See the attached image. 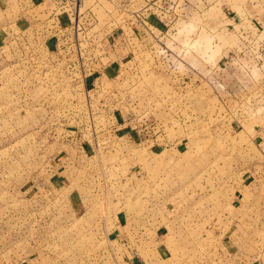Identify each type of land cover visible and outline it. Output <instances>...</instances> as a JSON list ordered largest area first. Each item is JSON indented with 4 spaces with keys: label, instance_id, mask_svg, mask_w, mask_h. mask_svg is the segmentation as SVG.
<instances>
[{
    "label": "rangeland",
    "instance_id": "374dc122",
    "mask_svg": "<svg viewBox=\"0 0 264 264\" xmlns=\"http://www.w3.org/2000/svg\"><path fill=\"white\" fill-rule=\"evenodd\" d=\"M84 1L76 30L0 0V264H264L263 49L226 17L244 0H151L136 37L130 5Z\"/></svg>",
    "mask_w": 264,
    "mask_h": 264
},
{
    "label": "crops",
    "instance_id": "0c3cea01",
    "mask_svg": "<svg viewBox=\"0 0 264 264\" xmlns=\"http://www.w3.org/2000/svg\"><path fill=\"white\" fill-rule=\"evenodd\" d=\"M132 1H133L132 7L136 8V9H138L140 5H144L146 3L145 0H132ZM140 1H141V3H140ZM216 3L217 2H215V4ZM114 5H116V4H114ZM116 6H118V5H116ZM240 6H241L240 14L238 13V10H235L233 12L232 10H230L228 8V11H227L228 13H227L226 17L231 22L230 25L232 24L233 26H235V24H237L238 22H241V20L243 19L242 15H241V13H242L243 16H247L249 18H252L251 20L256 19L258 23H261L260 25L264 26V0H244L243 2H241ZM29 8H31V9H36V8L39 9L40 8V10H38L36 12V14H37L36 16L40 17L42 15H45L47 18H51L52 21L54 22L52 15L55 11L56 4L54 3L53 0H31V6H29ZM47 8H49V9H47ZM82 9L84 10V12L82 13L83 21L84 22L88 21V24H92L93 23L92 20L94 21V16H93V13L91 12V9L88 7L84 8V4H83ZM24 16L25 15L23 14L22 18ZM135 21H132L134 23V30L132 29L131 33H133V34H135V33L137 34V31H139L138 30L139 29L138 23H140V21H138L137 19H135ZM16 22L19 23V22H21V20H19V18H18ZM140 25L142 26L141 23H140ZM66 33L67 32H64V35H67V36L64 37L63 40L66 41L65 43H67V41H68V43H70L71 41H73V38L69 37L68 33L67 34ZM136 34H135V37L137 36ZM70 45H66L65 47L69 48L68 46H70ZM109 48H111V47H109ZM106 52H107L106 54H110V51H106ZM113 52H115L114 48H113ZM114 61L116 62V60H114ZM114 67H115V65H114ZM108 68L109 67H106V69L103 71L97 70L98 72L99 71L101 72V76H100L101 80L103 79L104 76L105 77L107 76V74H105V73H107ZM92 73H94V72H92ZM108 77L109 76H107V78ZM85 80L88 81V82H86V86L96 85L95 83L97 80H95L94 83H92V82H90L92 80V78L86 77V79L84 78V80H83L84 83H85ZM237 85H238V83H237ZM261 96H263V95H261Z\"/></svg>",
    "mask_w": 264,
    "mask_h": 264
},
{
    "label": "built area",
    "instance_id": "2783aa9c",
    "mask_svg": "<svg viewBox=\"0 0 264 264\" xmlns=\"http://www.w3.org/2000/svg\"><path fill=\"white\" fill-rule=\"evenodd\" d=\"M53 1H54V3L57 6V8L55 9V11H54V13L52 15L54 20L55 19H58V20L59 19L60 20L61 19H66L67 22H65V23L68 26H72L76 30H78V29L80 30V29L83 28L80 25V18H82V13L84 12V10L82 9L83 4H84V0H53ZM108 1L112 2L113 4L118 5V7H121L122 5L127 4V5H130L129 6L130 8H134V7H132V3H133L132 0H129L128 2H126L127 0H108ZM145 1H146V3L144 5H141L140 8H138V9L134 8L131 11L132 12L131 16L133 17V16L136 15L135 19L140 21V23L141 22L148 23L147 20H148L149 14H150V13H148V10H150V8H152V5H153V2L152 3L150 2L151 0H145ZM165 3H166V1H165ZM139 9H140L141 12H138ZM55 15H56V17H55ZM132 17H131V20L134 21L132 19ZM132 21H131V23H133ZM250 22L253 25L255 24V28L254 29H257L260 32L256 39L259 40V43H260L259 45L261 46L260 48L263 49V52L260 53L261 54V58H263V61L261 62V64H260L261 58H258V55H255V57L257 58V65L260 64L259 67H264V37H261V35H262L261 33L264 32V26L260 25L261 23H258L256 19L250 20ZM62 25H63V23H62ZM65 28H67V27H65ZM132 29L134 30V23L132 25ZM138 30H140V29H138ZM60 31H61L60 36H62V37H66L67 36V35H64V32H62L63 30L60 29ZM81 32H83V31H81ZM244 32L245 31H241L242 34H246V32L245 33ZM131 34L134 35L133 33H131ZM69 36L72 37L71 34ZM124 36H126V35H124ZM247 51H249V49H247ZM232 54H233L232 56L235 57L237 60H240V56H243V54L241 53L240 50H233ZM262 54H263V56H262ZM252 83L253 82H251V80L249 78H245L244 80H241L239 85L240 86H245V85H251ZM262 84L264 85V81L263 80H262Z\"/></svg>",
    "mask_w": 264,
    "mask_h": 264
}]
</instances>
